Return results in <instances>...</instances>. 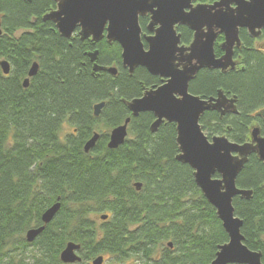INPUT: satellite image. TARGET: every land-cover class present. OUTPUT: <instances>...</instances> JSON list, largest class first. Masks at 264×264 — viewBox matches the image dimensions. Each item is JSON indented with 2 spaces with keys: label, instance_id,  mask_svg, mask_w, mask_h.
<instances>
[{
  "label": "trees",
  "instance_id": "obj_1",
  "mask_svg": "<svg viewBox=\"0 0 264 264\" xmlns=\"http://www.w3.org/2000/svg\"><path fill=\"white\" fill-rule=\"evenodd\" d=\"M54 7L53 0H0V61L10 66L6 76L0 69V264H63L59 256L68 243L80 246L76 264L98 256L103 264H209L227 235L192 170L175 159V125L163 123L151 133L153 115L133 118L124 104L161 80L143 68L129 75L116 43L60 37L42 21ZM177 32L182 44L191 42L187 28ZM239 38L236 68L202 69L188 91L202 99L219 90L234 97L236 114L205 112L199 123L208 139L243 144L253 127L264 137V120L256 115L264 109V46H254L245 30ZM94 50L96 65L115 68L114 76L93 72L87 53ZM214 54H221L216 45ZM34 62L37 73L24 88ZM126 118L124 143L108 149L109 132ZM94 133L99 138L85 153ZM236 186L252 192L232 206L243 243L264 264V162L255 154ZM57 201L58 212L28 243L26 231L42 226L41 215Z\"/></svg>",
  "mask_w": 264,
  "mask_h": 264
},
{
  "label": "water",
  "instance_id": "obj_2",
  "mask_svg": "<svg viewBox=\"0 0 264 264\" xmlns=\"http://www.w3.org/2000/svg\"><path fill=\"white\" fill-rule=\"evenodd\" d=\"M30 1V0H26ZM55 9L42 17L51 22L60 37L70 39L78 29L80 40L92 43L105 39L107 44L116 43L121 49V65L132 75L137 68H143L163 83L146 89L141 97L125 101L131 114L137 117L151 113L154 121L150 132L155 133L163 123L175 125L176 145L179 154L176 161L187 165L193 174L195 185L210 206L227 235V242L218 246L215 258L209 264H262L261 253L249 250L240 233L242 222L234 215L232 201L235 197L250 199L251 191L237 188L236 179L250 155L255 154L264 162V137L259 128L253 127L250 140L243 144L230 142L225 136L210 139L202 131L200 118L205 112H217L221 117L226 113L236 114L235 98L226 97L222 91L216 96L202 99L189 93V83L202 69L225 72L234 69V48L241 41L239 30H246L251 38L260 36L264 30V0H216L212 4H194L196 0H53ZM149 15L146 27L151 36L142 42L139 18ZM177 27H185L192 32L188 46L181 44ZM1 34V32H0ZM223 37L219 48L223 55L214 54V43ZM98 51L88 52L93 72L106 71L116 74L113 67L96 65ZM3 75H8L10 66L0 61ZM37 63H33L23 81L27 88L29 79L35 76ZM104 103L94 106V116H99ZM257 115H264L261 110ZM130 118L109 132L108 149L121 146L127 137ZM99 134L84 144L88 153L94 148ZM139 190L141 184L134 185ZM60 208L57 201L41 215L42 226L31 228L25 233L28 243L43 231ZM105 221L107 216L99 217ZM172 247L171 243L167 244ZM80 246L66 244L59 259L63 264L81 262L78 254ZM98 256L90 264H103Z\"/></svg>",
  "mask_w": 264,
  "mask_h": 264
},
{
  "label": "flooded vegetation",
  "instance_id": "obj_3",
  "mask_svg": "<svg viewBox=\"0 0 264 264\" xmlns=\"http://www.w3.org/2000/svg\"><path fill=\"white\" fill-rule=\"evenodd\" d=\"M216 0H196V2L194 3V4H212V3H214ZM54 9H55V7H54ZM149 18H150V16L149 15H146V16H143V17H140L139 18V26H140V29H141V37H142V42H143V44H144V48L146 49V44H145V42L143 41V37H145V36H151V33H149L148 31H147V29H146V27H147V25H148V23H149ZM177 28H179V27H177ZM177 28H176V31H177ZM243 30V29H242ZM246 31V30H245ZM178 33V32H177ZM192 33V32H191ZM179 34V33H178ZM248 34V33H247ZM74 35L75 36H77V37H79L78 36V29H76V31H75V33L73 34V36L72 37H74ZM71 37V38H72ZM219 37V36H218ZM217 37V38H218ZM250 37V36H249ZM70 38V39H71ZM80 39V38H79ZM181 39V38H180ZM192 39V38H191ZM253 40H254V46H256L257 48H260V47H263L264 46V30H262V32H261V34H260V36L259 37H257V38H252ZM217 40V39H216ZM82 41V40H81ZM85 41H88L89 43H91V44H96V43H92L89 39H87V40H85ZM101 41H105V39H103V40H101ZM100 41V42H101ZM223 42V37H222V40L221 41H215V43H214V46L216 45L217 47H218V49H219V51L221 52V54H220V56H218V57H216V58H219V57H221L222 55H223V52L220 50V48H219V46H220V44ZM97 43H99V42H97ZM181 44H182V42H181ZM190 44V43H189ZM189 44H187V45H185V44H182V45H184V46H188ZM241 46H242V43L240 44V46H239V48H234V50H233V60L235 61V62H237L236 63V65H235V67L234 68H236V66H237V64H238V57L236 56V54H235V52H236V50L238 51H240L241 50ZM95 51V50H94ZM110 68V67H109ZM228 70V69H227ZM219 71V70H218ZM160 79V78H159ZM161 80V79H160ZM161 82L163 83V81L161 80ZM161 83V84H162ZM152 87H155V86H152ZM152 87H149L148 89H150V88H152ZM157 87V86H156ZM227 97V96H226ZM228 98H230V97H228ZM264 110V109H263ZM257 115V114H256ZM257 116H259L260 118H262L263 120H264V115H257ZM250 138V137H249ZM250 139H248V141H249Z\"/></svg>",
  "mask_w": 264,
  "mask_h": 264
},
{
  "label": "rangeland",
  "instance_id": "obj_4",
  "mask_svg": "<svg viewBox=\"0 0 264 264\" xmlns=\"http://www.w3.org/2000/svg\"><path fill=\"white\" fill-rule=\"evenodd\" d=\"M90 263H91V261L88 264H90Z\"/></svg>",
  "mask_w": 264,
  "mask_h": 264
}]
</instances>
